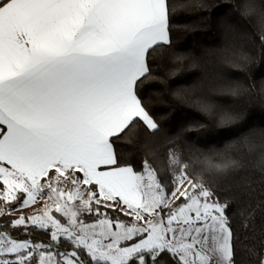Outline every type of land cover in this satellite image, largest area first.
Wrapping results in <instances>:
<instances>
[{"label":"snow or ice","instance_id":"6c2138e0","mask_svg":"<svg viewBox=\"0 0 264 264\" xmlns=\"http://www.w3.org/2000/svg\"><path fill=\"white\" fill-rule=\"evenodd\" d=\"M175 11L170 0H0V264H237L228 201L175 149L137 169L120 147L141 125L159 130L139 91L172 44ZM244 140L264 174V144Z\"/></svg>","mask_w":264,"mask_h":264},{"label":"trees","instance_id":"16d2710c","mask_svg":"<svg viewBox=\"0 0 264 264\" xmlns=\"http://www.w3.org/2000/svg\"><path fill=\"white\" fill-rule=\"evenodd\" d=\"M171 46H158L150 76L139 94L159 125L153 135L143 125L121 143L137 169L151 152L178 151L221 202L228 201L237 264L264 260V174L254 165L260 149L248 153L244 137L264 144V0H170ZM221 20L231 25L225 31ZM177 54L186 58L175 59ZM143 79V78H142ZM236 119L221 124L219 114ZM127 131V130H126ZM239 170L217 171L229 160ZM13 217L17 215H12ZM3 218H0V222ZM14 235L20 233L14 232ZM41 240L48 236L41 231ZM64 247H70L64 245ZM164 264H171L165 256Z\"/></svg>","mask_w":264,"mask_h":264},{"label":"rangeland","instance_id":"374dc122","mask_svg":"<svg viewBox=\"0 0 264 264\" xmlns=\"http://www.w3.org/2000/svg\"><path fill=\"white\" fill-rule=\"evenodd\" d=\"M68 187H71V185H68ZM42 203L43 202L38 203L33 208L25 209L22 212L21 211L13 212L11 215H17V216H19L21 214H24V215H32V214H35L42 207Z\"/></svg>","mask_w":264,"mask_h":264}]
</instances>
